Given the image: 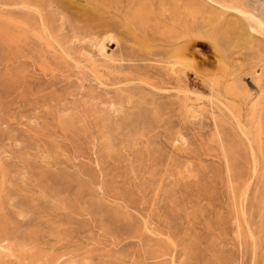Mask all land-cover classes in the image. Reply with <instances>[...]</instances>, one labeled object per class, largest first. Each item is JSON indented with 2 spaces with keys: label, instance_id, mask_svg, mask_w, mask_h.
<instances>
[{
  "label": "rangeland",
  "instance_id": "rangeland-1",
  "mask_svg": "<svg viewBox=\"0 0 264 264\" xmlns=\"http://www.w3.org/2000/svg\"><path fill=\"white\" fill-rule=\"evenodd\" d=\"M0 264H264V0H0Z\"/></svg>",
  "mask_w": 264,
  "mask_h": 264
},
{
  "label": "bare ground",
  "instance_id": "bare-ground-1",
  "mask_svg": "<svg viewBox=\"0 0 264 264\" xmlns=\"http://www.w3.org/2000/svg\"><path fill=\"white\" fill-rule=\"evenodd\" d=\"M209 1V0H208ZM190 22L187 20L179 19L176 20L171 26H176V31L173 36L170 37L169 41H166L162 48L163 52L161 53L160 63H162L163 68L166 73V80L172 81L177 85H184L187 86L186 81L187 79V68H181L172 64L173 61L179 59L180 51L182 48L183 41L185 37L189 34L198 32V29L189 28L186 24ZM166 33V32H165ZM114 39L111 36H106L102 40L99 41L100 44V51H106V45H111ZM159 46L156 45V48ZM155 56H158L160 52L158 50L154 51Z\"/></svg>",
  "mask_w": 264,
  "mask_h": 264
}]
</instances>
